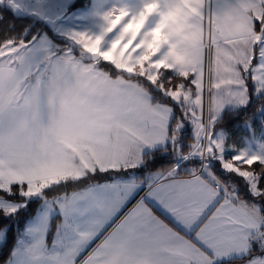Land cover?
<instances>
[{
	"label": "snow or ice",
	"instance_id": "6c2138e0",
	"mask_svg": "<svg viewBox=\"0 0 264 264\" xmlns=\"http://www.w3.org/2000/svg\"><path fill=\"white\" fill-rule=\"evenodd\" d=\"M0 221V264H264V0H0Z\"/></svg>",
	"mask_w": 264,
	"mask_h": 264
},
{
	"label": "trees",
	"instance_id": "16d2710c",
	"mask_svg": "<svg viewBox=\"0 0 264 264\" xmlns=\"http://www.w3.org/2000/svg\"><path fill=\"white\" fill-rule=\"evenodd\" d=\"M9 18H11V17L9 16ZM19 23L20 22L17 21V24H19ZM258 103L259 102H257V104ZM254 107H255V105H254ZM225 126L227 127L228 131L233 136L238 135L240 133H245L242 127L235 125V122H226ZM168 164H169V161L166 159H157L156 163L152 165V169L164 168V167H167ZM3 223H4L3 221H0V226H2ZM12 236H13V233L10 230L9 234H8L7 241L5 243H3L2 245H0V250H2V252H3V255H0V260H2L7 255L8 250L12 246V243H13ZM235 263H237V262H235Z\"/></svg>",
	"mask_w": 264,
	"mask_h": 264
},
{
	"label": "rangeland",
	"instance_id": "374dc122",
	"mask_svg": "<svg viewBox=\"0 0 264 264\" xmlns=\"http://www.w3.org/2000/svg\"><path fill=\"white\" fill-rule=\"evenodd\" d=\"M207 75V74H206ZM244 130V129H243ZM245 132V131H244ZM245 133H240V134H238V135H235L234 137H239V136H242V135H244Z\"/></svg>",
	"mask_w": 264,
	"mask_h": 264
},
{
	"label": "crops",
	"instance_id": "0c3cea01",
	"mask_svg": "<svg viewBox=\"0 0 264 264\" xmlns=\"http://www.w3.org/2000/svg\"><path fill=\"white\" fill-rule=\"evenodd\" d=\"M153 170H155V169H153ZM131 205H129V207H130ZM235 264H239V262H237V263H235Z\"/></svg>",
	"mask_w": 264,
	"mask_h": 264
}]
</instances>
